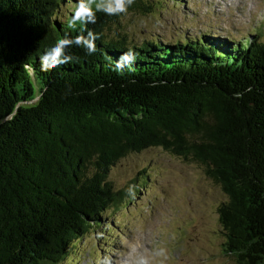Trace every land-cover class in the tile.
Masks as SVG:
<instances>
[{
	"label": "trees",
	"instance_id": "1",
	"mask_svg": "<svg viewBox=\"0 0 264 264\" xmlns=\"http://www.w3.org/2000/svg\"><path fill=\"white\" fill-rule=\"evenodd\" d=\"M64 2L0 0V264L61 263L131 197L112 168L154 147L227 196L225 254L264 264V39L138 43L126 12L73 24Z\"/></svg>",
	"mask_w": 264,
	"mask_h": 264
},
{
	"label": "rangeland",
	"instance_id": "2",
	"mask_svg": "<svg viewBox=\"0 0 264 264\" xmlns=\"http://www.w3.org/2000/svg\"><path fill=\"white\" fill-rule=\"evenodd\" d=\"M66 1L61 11L73 13L79 0ZM144 1L149 13L133 9L121 19L128 40L264 39V0ZM109 179L118 190L131 188V197L109 209L104 224L76 241L59 264H236L224 252L219 221L227 196L200 165L154 147L121 159Z\"/></svg>",
	"mask_w": 264,
	"mask_h": 264
},
{
	"label": "clouds",
	"instance_id": "3",
	"mask_svg": "<svg viewBox=\"0 0 264 264\" xmlns=\"http://www.w3.org/2000/svg\"><path fill=\"white\" fill-rule=\"evenodd\" d=\"M134 3V0H79L78 7L75 11L73 24L79 20L85 23L95 22V13L91 5L95 4L97 11H102L108 15L125 13L128 7ZM63 41L58 42L57 48L63 45ZM55 51V50H54ZM130 54H126L124 59H129Z\"/></svg>",
	"mask_w": 264,
	"mask_h": 264
}]
</instances>
